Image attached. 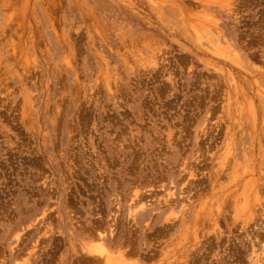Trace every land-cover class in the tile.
Returning a JSON list of instances; mask_svg holds the SVG:
<instances>
[{"label":"rangeland","instance_id":"374dc122","mask_svg":"<svg viewBox=\"0 0 264 264\" xmlns=\"http://www.w3.org/2000/svg\"><path fill=\"white\" fill-rule=\"evenodd\" d=\"M98 240L264 264V0H0V264Z\"/></svg>","mask_w":264,"mask_h":264},{"label":"bare ground","instance_id":"6f19581e","mask_svg":"<svg viewBox=\"0 0 264 264\" xmlns=\"http://www.w3.org/2000/svg\"><path fill=\"white\" fill-rule=\"evenodd\" d=\"M244 185V184H243ZM245 188V187H244ZM247 191V190H246ZM245 191V192H246ZM254 192H255V190H254ZM171 193V192H170ZM239 193V192H238ZM241 194V193H240ZM244 195V194H243ZM134 196H136V195H134ZM170 197H171V195H169ZM247 196V195H246ZM248 197V196H247ZM246 197V198H247ZM136 198V197H135ZM172 198V197H171ZM244 198V197H243ZM245 198V199H246ZM242 199V198H241ZM170 200V199H169ZM165 201V200H164ZM167 205H168V203H166ZM169 206V205H168ZM135 207V206H134ZM144 208V207H143ZM133 209V208H132ZM139 209H140V207H139ZM142 209V208H141ZM131 213V212H130ZM131 215H132V213H131ZM134 217V216H133ZM100 236V235H99ZM101 237V236H100ZM99 238V237H98ZM86 247H87V252H88V254H91V255H93V256H95V257H97V258H100L101 259V261H104V262H102L103 264H107V263H109L110 261H112V262H114L115 261V259H117V258H114V255L116 256V255H119L121 252L120 251H117V252H119V253H116V252H114L113 254L114 255H112V254H110L109 252H108V250L103 246V244L98 240V242L97 243H95L94 245L93 244H91L90 246H87L86 245ZM85 250V251H86ZM85 253V252H84ZM116 253V254H115ZM88 254H87V256H88ZM122 254V253H121ZM91 255H89V256H91ZM254 255V254H253ZM112 256H113V260H112ZM120 256H122V255H120ZM121 258L119 257L116 261H119ZM101 261H100V264H102L101 263ZM115 261V262H116ZM120 262H117V263H114V264H119ZM97 264V263H96Z\"/></svg>","mask_w":264,"mask_h":264}]
</instances>
